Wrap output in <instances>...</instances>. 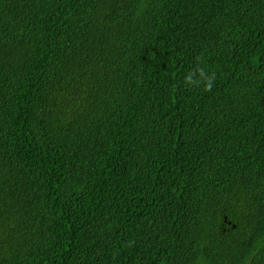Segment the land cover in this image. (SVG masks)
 <instances>
[{
	"label": "trees",
	"instance_id": "trees-1",
	"mask_svg": "<svg viewBox=\"0 0 264 264\" xmlns=\"http://www.w3.org/2000/svg\"><path fill=\"white\" fill-rule=\"evenodd\" d=\"M0 264H264V0H0Z\"/></svg>",
	"mask_w": 264,
	"mask_h": 264
},
{
	"label": "clouds",
	"instance_id": "clouds-1",
	"mask_svg": "<svg viewBox=\"0 0 264 264\" xmlns=\"http://www.w3.org/2000/svg\"><path fill=\"white\" fill-rule=\"evenodd\" d=\"M200 77L201 79L199 81H193L192 80V74H190L188 77L185 78L186 82L188 83H201L203 82L205 84V87L207 90H211L213 87V81L215 79V75H207L203 69H200Z\"/></svg>",
	"mask_w": 264,
	"mask_h": 264
}]
</instances>
